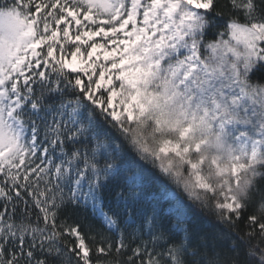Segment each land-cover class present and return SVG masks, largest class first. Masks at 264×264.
<instances>
[{
  "label": "snow or ice",
  "instance_id": "obj_1",
  "mask_svg": "<svg viewBox=\"0 0 264 264\" xmlns=\"http://www.w3.org/2000/svg\"><path fill=\"white\" fill-rule=\"evenodd\" d=\"M0 264H264V0H0Z\"/></svg>",
  "mask_w": 264,
  "mask_h": 264
},
{
  "label": "trees",
  "instance_id": "obj_2",
  "mask_svg": "<svg viewBox=\"0 0 264 264\" xmlns=\"http://www.w3.org/2000/svg\"><path fill=\"white\" fill-rule=\"evenodd\" d=\"M208 227H210V226H208Z\"/></svg>",
  "mask_w": 264,
  "mask_h": 264
}]
</instances>
